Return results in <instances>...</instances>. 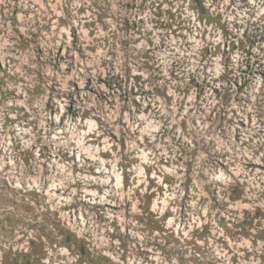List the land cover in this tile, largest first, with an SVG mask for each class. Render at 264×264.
I'll return each mask as SVG.
<instances>
[{
    "label": "rangeland",
    "instance_id": "374dc122",
    "mask_svg": "<svg viewBox=\"0 0 264 264\" xmlns=\"http://www.w3.org/2000/svg\"><path fill=\"white\" fill-rule=\"evenodd\" d=\"M0 264H264V0H0Z\"/></svg>",
    "mask_w": 264,
    "mask_h": 264
}]
</instances>
